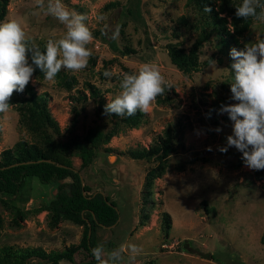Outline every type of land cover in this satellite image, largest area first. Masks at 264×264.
<instances>
[{
  "label": "rangeland",
  "instance_id": "obj_1",
  "mask_svg": "<svg viewBox=\"0 0 264 264\" xmlns=\"http://www.w3.org/2000/svg\"><path fill=\"white\" fill-rule=\"evenodd\" d=\"M110 1L118 4L105 8ZM234 1L236 7L242 3ZM62 2L69 10L88 17L85 23L94 37L88 45L92 50L88 65L79 72L61 71L77 80L70 90L56 80L33 75L23 93L14 92L13 106L0 113V151L21 139L43 145L41 134L33 131L23 117V98L29 86L46 97L48 110L66 139L72 134L82 135L96 124L107 129L113 126L110 120L95 115V102L86 82L98 87L108 103L120 93L124 73L133 74L144 63L155 64L171 85L159 97L168 95L170 99H156L139 127L122 125L103 145L112 150L100 152L90 167L81 170L85 181L93 189L102 187L119 212L116 225L97 229L98 246L107 253L124 245L122 264H264V243L260 240L264 231V179L255 177V170L245 166L242 153L234 147L226 153L218 150L227 145L233 130L228 115L220 114V106L237 101L231 99L230 91L234 82L231 65L235 61L228 58L214 29L208 26L210 38L199 52V60L208 62L211 58L209 63L186 74L171 62L167 44L175 43L187 51L199 35L198 29L178 22L180 16L195 25L200 20L187 0ZM101 15L105 19L98 21ZM8 20L18 21L29 41L44 48L49 39H60L67 31L64 24L38 9L35 0H8L1 22ZM257 38H264V22L251 18L248 28L238 36L239 50ZM125 46L132 53L118 52ZM105 71L112 76L105 77ZM78 90L86 92L85 100L72 99ZM167 126L173 129V141L183 148L168 156L164 172L152 180L150 193L144 195L147 170L157 162L132 159L128 151L154 144ZM73 165L79 168L80 160L74 157ZM55 192V185H44L35 177L28 178L16 195L0 191V247L39 246L50 251L78 243L81 225L68 220L52 224L47 211H34ZM127 245L137 246L134 258ZM74 258V263L63 260L58 264H81L87 255L81 250ZM21 264L50 261L30 257Z\"/></svg>",
  "mask_w": 264,
  "mask_h": 264
},
{
  "label": "trees",
  "instance_id": "obj_2",
  "mask_svg": "<svg viewBox=\"0 0 264 264\" xmlns=\"http://www.w3.org/2000/svg\"><path fill=\"white\" fill-rule=\"evenodd\" d=\"M217 1L187 0L186 2L188 6L197 10L200 20L197 19L198 23L195 25L185 16H180L178 22L186 25L187 28L198 29L199 35L187 51L175 43L167 44L171 62L183 73L189 74L192 71H198L203 64L209 63L211 58L207 60L208 62L199 60V52L210 38L211 32L208 31V26L216 32L218 41L223 45V50L228 54L230 60H232L229 55L230 50L234 47L238 50L240 48L238 36L248 28L251 18L245 20L235 15L234 0ZM117 4L118 1H110L104 7L109 8ZM7 5L8 0H0V22L5 17ZM205 8H210L211 11L205 12ZM39 48L42 52L46 50L44 47ZM132 51L127 46L118 49L122 55L132 53ZM34 76L40 79L44 78V74L39 69H36ZM55 80L67 90L72 89L77 83L75 76H68L61 72ZM85 86L89 96L95 102V115L113 122L112 127L107 129L103 124H96L89 126L82 135L72 134L63 139L58 122L48 110L46 97L37 94L29 86L28 95L23 98L25 102L23 117L33 131L41 134L43 145L39 146L21 139L11 147L0 151V191L16 195L30 177L37 178L44 185H55L56 192L52 198L35 208L34 211H47L52 224L58 223L60 220H68L81 225L83 228L81 238L78 243L50 251L39 246L13 247L5 245L0 247V264H21L23 260L30 257H46L50 264H58L63 260L74 263L75 254L81 250L87 255V260L81 264H97L92 254V249L98 246L97 229L116 225L119 212L115 202L102 191V187L93 189L85 181L81 170L90 167L100 152L112 150V148L103 147V145L119 132L122 125L137 128L146 121L147 114L143 111H137L131 117L105 114L104 109L107 103L99 88L90 82H86ZM86 98V92L81 90H78L77 96L72 97L75 101H83ZM157 99L160 102H165L170 98L165 95L157 97ZM12 101H14L13 95L9 103ZM213 123L217 125L218 121L214 119ZM162 134L163 136H159L154 144L128 151L132 159L157 162L156 166L147 170L144 195L150 193L148 189L152 180L164 172L168 156L177 152L179 147L183 148V145L173 141V129L170 126H167ZM74 157L80 160L79 168H75L73 165ZM254 175L257 179H264V170H255ZM12 207L19 213L23 212L16 206ZM163 216L168 218V213L163 212ZM260 240L264 243V231Z\"/></svg>",
  "mask_w": 264,
  "mask_h": 264
},
{
  "label": "clouds",
  "instance_id": "obj_3",
  "mask_svg": "<svg viewBox=\"0 0 264 264\" xmlns=\"http://www.w3.org/2000/svg\"><path fill=\"white\" fill-rule=\"evenodd\" d=\"M36 7L66 26V34L60 39H49L42 52L29 38L16 20L0 22V113H6L14 92L23 93L39 69L47 81H55L62 70L79 72L88 65L92 50L88 45L94 37L85 21L88 17L77 13L62 0H35ZM257 9L260 11L258 12ZM205 8V12H210ZM238 18H253L264 22V3L261 0H242L236 7ZM103 21V15L97 17ZM233 83L230 91L234 104H222L220 114H227L233 124L227 145L218 150L226 153L234 147L242 153V160L251 170H264V38L245 44L243 50L232 48ZM215 64V61H211ZM111 77L110 71L104 72ZM120 93L105 105V114L119 117L134 116L137 111L146 112L171 85L159 67L144 63L133 73H124L120 80ZM217 132L221 129H216ZM211 150V149H209ZM134 258L138 254L135 245H127ZM125 246L105 252L102 245L92 249L97 264H122Z\"/></svg>",
  "mask_w": 264,
  "mask_h": 264
}]
</instances>
